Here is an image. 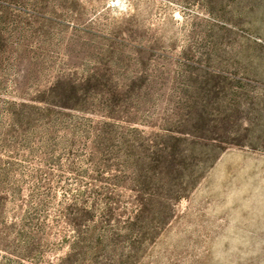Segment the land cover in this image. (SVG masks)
Segmentation results:
<instances>
[{
    "label": "rangeland",
    "instance_id": "1",
    "mask_svg": "<svg viewBox=\"0 0 264 264\" xmlns=\"http://www.w3.org/2000/svg\"><path fill=\"white\" fill-rule=\"evenodd\" d=\"M6 43L18 94L91 78L140 129L210 144V168L136 264H264V0H0ZM53 173L50 220L89 181Z\"/></svg>",
    "mask_w": 264,
    "mask_h": 264
},
{
    "label": "trees",
    "instance_id": "2",
    "mask_svg": "<svg viewBox=\"0 0 264 264\" xmlns=\"http://www.w3.org/2000/svg\"><path fill=\"white\" fill-rule=\"evenodd\" d=\"M18 59L0 45V264H136L210 168V144L140 129L116 110L120 92L91 78L18 94ZM55 170L89 181L50 220Z\"/></svg>",
    "mask_w": 264,
    "mask_h": 264
}]
</instances>
